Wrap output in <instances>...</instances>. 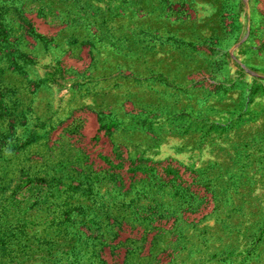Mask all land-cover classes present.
<instances>
[{"label": "rangeland", "instance_id": "rangeland-1", "mask_svg": "<svg viewBox=\"0 0 264 264\" xmlns=\"http://www.w3.org/2000/svg\"><path fill=\"white\" fill-rule=\"evenodd\" d=\"M0 264H264V0H0Z\"/></svg>", "mask_w": 264, "mask_h": 264}]
</instances>
